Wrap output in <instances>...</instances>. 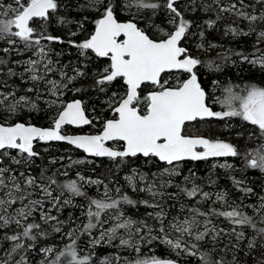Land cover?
Returning <instances> with one entry per match:
<instances>
[{"label": "snow or ice", "instance_id": "6c2138e0", "mask_svg": "<svg viewBox=\"0 0 264 264\" xmlns=\"http://www.w3.org/2000/svg\"><path fill=\"white\" fill-rule=\"evenodd\" d=\"M73 11L82 19L70 18ZM197 11L214 13L215 19L197 24L187 15ZM225 14L230 19L223 34H254L252 51L225 49L210 60L193 54L185 46L193 35L200 37L199 50L220 47L210 42L205 47L203 29L215 28ZM90 16L94 29L82 41L50 31L53 25L83 31ZM239 22H246L247 31ZM262 26L264 0H0V41L7 45L0 49V77H6L0 79V264H264V195L233 176V186L242 194L233 200L226 190L205 191L192 169L187 175L182 171L189 161L231 157L242 160L245 170L264 174V86L219 78L204 83L206 75L240 64L264 76ZM77 34L69 31L68 36ZM52 43L75 48L79 64L69 69L52 59ZM25 53L31 55L12 59ZM93 56L106 64L93 70ZM17 76L31 84L23 94L8 84V78ZM84 78L90 80L88 88L79 84ZM117 83L119 91L114 90ZM89 90L104 97L101 103L111 118H90L85 100L64 99L69 92L75 96ZM24 111L44 113L50 126L16 121ZM233 117L252 126L248 139L255 146L241 150L201 132L213 119ZM94 120H102L97 134L63 132L65 126L93 125ZM51 142L106 157L117 169L137 157L163 166L151 175L133 168L124 177L132 193L150 197L134 199L114 182L110 188L80 173L62 183L55 173L47 175L48 169L33 175L35 161L42 159L37 145ZM217 167L235 169L226 160L212 165ZM207 183H216L211 174ZM87 185L97 186L99 195H89ZM253 196L256 201L246 203ZM75 197L85 203L76 204ZM181 197L194 203H179V214L170 215L168 201ZM69 208H79L80 216L69 212L62 218ZM140 208L143 218L128 214ZM221 218L225 227L217 222ZM50 237L61 243L50 242ZM105 245L117 251L101 257L97 249ZM161 245L167 258L154 254Z\"/></svg>", "mask_w": 264, "mask_h": 264}, {"label": "trees", "instance_id": "16d2710c", "mask_svg": "<svg viewBox=\"0 0 264 264\" xmlns=\"http://www.w3.org/2000/svg\"><path fill=\"white\" fill-rule=\"evenodd\" d=\"M205 2H210V0H205ZM223 2L227 3L229 0H223ZM247 3V0H246ZM251 10V9H250ZM84 15H87V13H84ZM188 18L193 19L196 21L197 24L203 25V21L209 18L215 19L214 13H204L201 11H197L196 13H188ZM226 15V14H225ZM70 18L72 19H82L81 16H77L76 11H73L71 13ZM227 15L225 20H221L217 22V26L213 29H207L204 28L205 31V47L207 48V43H214L217 45H220V47L216 49H210L208 51H202L199 49H195L194 46H196L198 43H200V37L199 35H193L188 38L186 47L190 48V51L195 54L199 55L202 59L210 60V59H216L217 53L222 52L225 49H232L234 51H244L245 53H249L253 49V43L256 39L255 35H251L248 37H238L233 38L232 36H225L223 34L224 31V25L228 21ZM92 17H89V20L85 23V30L81 31L79 30L75 25H68L67 27L60 26V25H53V28H50V31L54 35H60L64 37L65 39L71 38L76 41H82L84 37L86 36L94 29V24L91 22ZM163 17H157V22H162ZM246 22H239V26L241 28H244L245 31H247V28H245ZM264 27V26H262ZM259 30V29H258ZM69 31H76L78 34L74 37H69L68 33ZM193 32L198 33V29L193 28ZM194 45V46H193ZM6 43L0 41V49L3 47H6ZM264 47V45H262ZM52 49H54V53L52 55V59L56 60L59 59L61 64H69V69L74 64H79V61L77 60V50L73 47L68 46L65 44H59V43H52L51 46ZM55 53H60L59 56H56ZM27 55L24 57H18L13 55L12 59H25ZM233 59H237L236 57H233ZM93 60L95 61L94 64H90L89 67L95 70L97 65L103 66L106 64L105 60H96V58L93 56ZM71 62V63H69ZM17 71H22V69H17ZM6 77H0V79H5ZM219 78L222 82L225 80H229L236 84H242L243 82H252L257 83L260 86H264V76H262L260 73L255 72V70H250L249 66L246 64H240L238 68H228L225 70L224 73L220 74H209L204 77V83L208 84L211 79ZM26 79V77H25ZM90 83V80L88 78L81 79L79 81V84L82 85L84 88H88V85ZM8 84L11 88L16 89L18 94H23L28 87L31 86L30 83H24L20 80V78L12 77L8 78ZM114 90H121V86L119 83H117ZM219 93V92H218ZM220 94V93H219ZM66 100L70 101L72 99L80 98L86 101L87 110L90 111L93 107L96 108L97 115L102 116L103 118H111V113L104 110L103 105L101 101L104 99L103 96H101L99 99L97 98L96 93L92 91L82 92L78 93L75 96L73 93L69 92L65 97ZM43 107V105H42ZM214 110H219L218 106H214ZM46 111H48L46 109ZM89 114V112H88ZM90 117L92 115L89 114ZM16 121L18 122H30L32 124H35L37 126L41 127H48L50 126L49 119L45 116L44 113L41 114H29L27 111L19 113V115L16 117ZM102 121V120H101ZM94 123V121H93ZM100 125L99 123H97ZM90 129V126L85 128L81 132H85ZM68 130V129H67ZM76 131L77 130H73ZM253 128L251 125L247 124V122H244L238 118H231L229 121H218V120H211L210 123L204 124L201 126V132L210 138H221L226 141H229L235 145H237L238 148L243 150L246 147H253L255 146L253 141H250L248 139V133L252 132ZM237 133H243V135L238 136ZM258 143V142H257ZM42 146V144L37 145L36 150H40L39 148ZM66 151V152H63ZM70 151L73 155L77 157H84V153L76 150L72 147H70L67 144L64 143H51L49 144V149L46 152H41L42 159H37L35 161V164L32 168V174L33 175H39L41 169H48L47 175H53L55 173L56 178L59 182H64L68 179H73L74 174L76 172H80L85 177H91L92 179H101L104 181L105 184H108L111 188L113 186V182L118 184L122 187V189L126 192H128L129 195H131L134 199L135 198H144L149 199L145 196L144 193L140 194H134L132 193L131 189L128 188L127 182L124 179L126 175H129L131 173V170L133 168L139 169L141 172H147L149 175L150 171L155 168L158 169V167H162L163 165H157V164H149L147 163L142 157L134 158L128 163L124 164L123 166L116 168V165L114 162L106 159V158H94L92 159L93 162L86 163V164H78L74 166L69 172L67 176H61V171L58 169L59 167V161L61 158H64L68 155ZM65 159V158H64ZM55 160L56 163H52V161ZM231 164L235 166V170L232 171H221L220 169H213L209 167L210 161L207 162H186L182 165V171L185 175L188 174V170L192 169L196 172L197 176L201 179L197 182L201 184V186L204 188L205 191L209 192H218L221 190H226L229 193L230 199H237L242 194L238 191L236 192L233 188L230 186V180L229 177H236L237 179H243L245 180L247 186L255 188L256 192L259 194H264V174H261L258 170H252V169H244L243 161L239 158H229L228 159ZM6 163V162H5ZM67 163V160L61 162L60 165H64ZM23 170V169H21ZM209 174H211L212 179L216 181L215 184L209 185L207 183V179L209 177ZM179 179V178H177ZM85 190L89 191V195L92 196H98L96 193L95 188H88L86 186ZM171 191V189L169 190ZM69 194L65 193V198H68ZM74 202L76 204H83L85 203L82 198L75 197L73 198ZM256 201V197L253 196L251 199L246 200L248 203H254ZM179 203H194L192 201H188L186 198L181 197L179 202L177 201H168L169 207L168 211L170 215H178L179 214ZM172 204H176V207H172ZM148 211H151V209H148ZM72 212L73 216H80V209L79 208H69L64 211L62 214V218L67 217L68 213ZM145 210L143 208L140 209H131L128 211L129 215H133V218H143ZM186 214V213H185ZM224 220L221 218L219 222H223ZM223 224V223H221ZM84 238L82 237V240ZM50 242L55 243H61L58 241V238L50 237ZM117 251V249L103 246L102 248L97 249L98 255L101 257L111 255L113 252ZM144 252H147V249L144 250ZM124 252H121L122 255H128V253L123 254ZM143 254V253H142ZM152 254V253H148ZM156 255H160L162 258H167V249L163 246H157L155 248Z\"/></svg>", "mask_w": 264, "mask_h": 264}, {"label": "rangeland", "instance_id": "374dc122", "mask_svg": "<svg viewBox=\"0 0 264 264\" xmlns=\"http://www.w3.org/2000/svg\"><path fill=\"white\" fill-rule=\"evenodd\" d=\"M9 2H11V0H9ZM84 39H85V37H84ZM2 42H4V41H2ZM5 43V42H4ZM50 47L52 46V44H50L49 45ZM194 46V45H193ZM194 48L197 50V47L196 46H194ZM25 55H27V56H29V55H31V53H25ZM27 58V57H26ZM58 78V77H57ZM216 94L217 95H220L218 92H216ZM65 99V98H64ZM66 100V99H65ZM66 101H68V100H66ZM214 106H218V108H219V110H221V106L220 105H214ZM219 110H217V111H219ZM87 112H89V114L90 115H97V112L96 113H93L92 111H91V109H90V111H88L87 110ZM233 118H235V117H233ZM231 118H228V119H226V121H229ZM97 123H99L100 125H98ZM101 126H102V121H96V120H94V123H93V125H91L90 126V129L89 130H87V131H85V132H82V133H85V134H94V133H98L100 130H101ZM67 129H69V128H66V129H64L63 130V132L64 133H71V134H73V133H80V131H78V132H76V131H72V130H68L67 131ZM82 130H84V129H82ZM219 139V138H218ZM221 140H224V139H221ZM226 141V140H225ZM229 142V141H228ZM45 148H47V150L49 149V144H47V145H43L42 144V146L39 148L40 150H38V151H41V152H46L44 149ZM63 152H66V151H63ZM67 152H69L68 153V155L66 156V157H64L66 160H67V163L66 164H64V165H60L61 164V162L62 161H64L65 159L63 158V159H60V161H59V167H58V169L61 171V173L62 172H64V171H67V173L69 174V172H70V170L72 169V168H74V166H76V165H78V164H73L72 163V161H76V160H81V161H85L84 163H80V164H86V163H91V162H93V160L92 159H90V158H87L86 156H84V157H77V156H75V155H73L70 151H67ZM13 155H15V153H12ZM225 160L227 161V163H230V161L229 160H227L226 158H221V159H218V160H214L213 162H211L210 164H209V167L210 168H212V165L213 164H219V163H224L225 162ZM6 162V164L7 163H10V161H8V160H6L5 161ZM215 169H220L221 171H232L233 169H223V168H219V167H217V168H215ZM235 170V169H234ZM155 171H157V169H155V168H153L151 171H150V174L152 173V172H155ZM77 173H80V172H76L75 174H74V177H76V174ZM81 174V173H80ZM61 176H63V175H61ZM232 177V176H231ZM231 177H229V180H230V186H231V188H233L235 191H236V189H235V187L233 186V182H232V179H231ZM87 187L88 188H95V190L97 189V186H95V185H87ZM101 191H102V187H101ZM237 192V191H236ZM96 193L99 195V193L96 191ZM215 193V192H214ZM262 195H264V194H262ZM145 196L146 197H148L147 196V194H145ZM149 199H150V197H148ZM177 202H179V201H177ZM246 203H248V202H246ZM209 204H210V202L209 203H205L204 205H203V208H207V207H209ZM213 206H215V205H213ZM152 211V210H151ZM219 224H220V226L221 227H225L226 226V224H227V222L226 221H223V222H219V221H217ZM221 223H223V224H221ZM58 241H59V239H58ZM60 242V241H59ZM106 246V245H105ZM162 246V245H161ZM164 247V246H163ZM121 252H124L123 254H125V253H127L126 251H123V250H120Z\"/></svg>", "mask_w": 264, "mask_h": 264}, {"label": "water", "instance_id": "95a60500", "mask_svg": "<svg viewBox=\"0 0 264 264\" xmlns=\"http://www.w3.org/2000/svg\"><path fill=\"white\" fill-rule=\"evenodd\" d=\"M87 114H88V112H87ZM89 115V114H88ZM90 117V116H89ZM91 118V117H90ZM88 126H90V125H85V126H82V127H76V126H65V128L66 127H70V128H72V129H74V130H82V129H85V128H87ZM64 128V129H65ZM63 129V130H64ZM64 134H67V135H88V134H85V133H77V134H71V133H64ZM94 134H96V133H94ZM51 143H64V144H67V143H65V142H51ZM50 143V144H51ZM41 144H43V143H41ZM43 145H45V144H43ZM67 145H69V144H67ZM70 147H72V148H74V149H76L74 146H72V145H69ZM76 150H79V151H81V152H83L87 157H90V158H96V157H92V156H90L89 154H87V153H85L83 150H81V149H76ZM104 158H106V157H104ZM107 159V158H106Z\"/></svg>", "mask_w": 264, "mask_h": 264}, {"label": "flooded vegetation", "instance_id": "af4514ba", "mask_svg": "<svg viewBox=\"0 0 264 264\" xmlns=\"http://www.w3.org/2000/svg\"><path fill=\"white\" fill-rule=\"evenodd\" d=\"M235 118H238V117H235ZM238 119H240V118H238ZM241 120V119H240ZM243 121V120H242ZM91 126V125H90ZM89 127V126H88ZM66 128H69L68 130H72V128H70V127H66ZM65 128V129H66ZM67 130V131H68ZM74 130V129H73ZM77 131H80V133H82L81 131H83V130H77ZM79 133V132H78ZM73 134H77V133H73ZM219 139H221V138H219ZM85 155V154H84ZM86 156V155H85ZM87 157V156H86ZM87 158H90V157H87ZM90 159H94V158H90ZM219 159H221V158H219ZM223 159V158H222ZM227 160L229 159V158H226ZM214 160H218V159H210V160H208V161H210V162H213ZM202 162H207V161H202Z\"/></svg>", "mask_w": 264, "mask_h": 264}]
</instances>
